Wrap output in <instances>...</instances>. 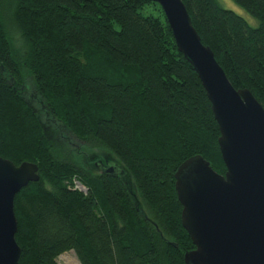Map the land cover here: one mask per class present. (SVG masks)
Listing matches in <instances>:
<instances>
[{
	"label": "trees",
	"instance_id": "16d2710c",
	"mask_svg": "<svg viewBox=\"0 0 264 264\" xmlns=\"http://www.w3.org/2000/svg\"><path fill=\"white\" fill-rule=\"evenodd\" d=\"M183 1L232 84L264 105V0H234L257 26L220 0ZM220 135L160 4L0 0V155L40 174L15 197L19 264H59L71 249L82 264H186L195 245L175 173L201 154L224 174ZM72 136L123 175L88 169Z\"/></svg>",
	"mask_w": 264,
	"mask_h": 264
},
{
	"label": "water",
	"instance_id": "95a60500",
	"mask_svg": "<svg viewBox=\"0 0 264 264\" xmlns=\"http://www.w3.org/2000/svg\"><path fill=\"white\" fill-rule=\"evenodd\" d=\"M152 1L164 10L179 51L207 91L227 168L219 173L198 154L175 173L182 223L195 245L186 252L185 262L264 264V105L250 89L232 84L213 49L202 42L183 0ZM39 179L36 163L16 165L0 155V264H19L22 248L16 239L15 197ZM70 252L76 254L74 249Z\"/></svg>",
	"mask_w": 264,
	"mask_h": 264
},
{
	"label": "rangeland",
	"instance_id": "374dc122",
	"mask_svg": "<svg viewBox=\"0 0 264 264\" xmlns=\"http://www.w3.org/2000/svg\"><path fill=\"white\" fill-rule=\"evenodd\" d=\"M222 2V4L226 7V8H229V9H232L234 10L235 12H237L238 14L242 15L243 17H245L248 22L252 25V26H257L259 24L258 20L253 17L251 14H249L244 8H242L241 6H239L236 2H234V0H220ZM141 12L144 14V15H148V14H153V15H156V16H161V11L160 9L157 7V6H147L145 7L144 9L141 10ZM14 37L17 41V44H20V34L14 30ZM73 138V142L70 143V146L73 148V151L74 149L77 147H83L85 149V147L89 148L91 152H99V150L102 148V147H99V146H91L90 143L88 142H83L82 139H79L75 136H72ZM105 153H106V156H108V151L104 148H102ZM78 153V152H77ZM79 156L82 157V160H84V156L81 155V154H78ZM88 155V154H87ZM91 155H94V154H91ZM108 160L110 161V164H113L115 166H117L118 169L121 170V168L118 166V162L115 161L114 159L112 158H108ZM75 258L77 259L76 257V254L73 253V252H70L68 251L67 253H63L62 256H59L57 258V261L59 264H68L69 262L71 264H76L74 263L75 261ZM78 261V259H77Z\"/></svg>",
	"mask_w": 264,
	"mask_h": 264
},
{
	"label": "flooded vegetation",
	"instance_id": "af4514ba",
	"mask_svg": "<svg viewBox=\"0 0 264 264\" xmlns=\"http://www.w3.org/2000/svg\"><path fill=\"white\" fill-rule=\"evenodd\" d=\"M85 142L84 140H82ZM76 152L84 156V163L88 169L95 170L99 173L106 172L111 175H123V171L117 168V166L110 164L107 159L105 151L101 148L99 152H91L89 148L77 147ZM88 154V155H87ZM94 154V155H91ZM87 192V191H86Z\"/></svg>",
	"mask_w": 264,
	"mask_h": 264
},
{
	"label": "bare ground",
	"instance_id": "6f19581e",
	"mask_svg": "<svg viewBox=\"0 0 264 264\" xmlns=\"http://www.w3.org/2000/svg\"><path fill=\"white\" fill-rule=\"evenodd\" d=\"M74 263H76V264H80V263H79V261H77V259H76V258H75V261H74ZM68 264H71V263L69 262Z\"/></svg>",
	"mask_w": 264,
	"mask_h": 264
},
{
	"label": "built area",
	"instance_id": "2783aa9c",
	"mask_svg": "<svg viewBox=\"0 0 264 264\" xmlns=\"http://www.w3.org/2000/svg\"><path fill=\"white\" fill-rule=\"evenodd\" d=\"M76 187H79V184H78V182H77V184H76Z\"/></svg>",
	"mask_w": 264,
	"mask_h": 264
}]
</instances>
